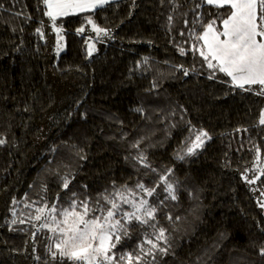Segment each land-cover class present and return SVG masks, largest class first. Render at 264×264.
Returning <instances> with one entry per match:
<instances>
[{
	"label": "trees",
	"instance_id": "trees-1",
	"mask_svg": "<svg viewBox=\"0 0 264 264\" xmlns=\"http://www.w3.org/2000/svg\"><path fill=\"white\" fill-rule=\"evenodd\" d=\"M199 2L117 0L60 18L66 50L48 66L52 22L42 0H0V264H72L51 260L60 234L41 227L51 205L63 220L73 200L77 211L84 200L94 208L105 189L127 185L136 195H126L139 200L137 183L161 184L159 199L145 197L160 205L159 224L171 236L160 264H264L257 202L264 203V95L235 87L219 71L209 79L213 70L193 51L203 47L193 29L205 30L195 21L215 19L222 31L228 8L205 0L197 9ZM21 9L29 19L13 15ZM89 17L108 34L93 31ZM41 26L43 37L35 31ZM201 130L211 139L178 159ZM141 153L150 168L137 159ZM161 176L176 187L177 201L165 199ZM38 208H45L40 221ZM145 231L152 229L134 223L132 238L117 249L131 251Z\"/></svg>",
	"mask_w": 264,
	"mask_h": 264
},
{
	"label": "snow or ice",
	"instance_id": "snow-or-ice-1",
	"mask_svg": "<svg viewBox=\"0 0 264 264\" xmlns=\"http://www.w3.org/2000/svg\"><path fill=\"white\" fill-rule=\"evenodd\" d=\"M14 2H19V0H14ZM42 2L47 9L44 15L50 18L56 33L55 50L59 54L63 47L64 36L62 28L56 26L57 18L101 8L109 5L112 0H42ZM204 3L205 0H200L196 4V8H200ZM206 4L218 9L228 8L226 18L222 20V31L215 27V19L207 25H204L199 17L195 21L199 22L205 30L202 35H195L193 29L195 39L203 41V47L195 48L194 46L193 51H198L207 68L213 70L209 79L215 78V72L219 71L230 77L231 83L235 87L245 91L251 90L250 87L246 88V85H260L261 89L257 94L264 95V0H206ZM2 7L3 5L0 4V8ZM13 15L26 20L30 18L23 9L14 12ZM171 20L172 17L169 16V21ZM87 22L97 34H108V30L98 27L91 17L87 19ZM185 23L187 24V21ZM42 24L43 22H41ZM35 31L41 37L44 36L42 26ZM83 32V27L77 29L78 34ZM94 50V44L89 43L88 55L91 56ZM180 53L181 55L186 54L183 48H180ZM145 62H147V58H145ZM179 67L183 70L184 75L189 74L188 69H184L182 65ZM137 111L142 110L137 109ZM259 124L264 126V111L260 114ZM205 138L211 139L208 132L201 130L196 133L195 139L191 141L183 155H178V159L183 160L185 155H195L196 150L204 146ZM5 142L0 139V145ZM138 146L139 142L133 145V147ZM85 158L82 157V159ZM137 159L144 167H151L143 153ZM260 172L264 175V168L260 169ZM245 179L247 180V177ZM160 181L164 186L163 190L167 193L165 199L177 201L179 196L174 184L169 182L167 176H161ZM247 182L252 184L255 181L247 180ZM70 183L69 177L65 176L62 188L69 189ZM160 186V183L154 187L137 183L136 188L143 193L139 200L130 199L129 195H126V192L133 197L136 195L135 192L127 188V185L123 186L124 190L118 188L111 193L105 189L99 194L96 207L90 208L88 200L82 201L79 205L83 209L82 212L76 210L77 203L73 200L69 208L63 210L61 213L63 220L59 221L55 215H52L57 213L58 209L55 204L51 205L49 217H45L41 224L42 228H49L50 231L60 234V238L55 243L56 251H53L51 246L48 249L51 260L63 261L67 258L72 261V264H160V259L171 252V236L168 234V229L159 224L157 213L160 205L150 203L149 199L145 198L156 197L159 199L157 188ZM261 195L264 196V192ZM72 196L75 197L76 193L73 192ZM99 200H103L107 207L101 205ZM160 204H163V201H160ZM122 205H130L131 211L123 209ZM261 207H264V203H261ZM45 208H48V205H45ZM45 208L37 209L40 215H36L35 220H41ZM97 212L100 214L96 215ZM166 219L170 222L173 221L171 215H167ZM175 219L179 220L180 217L177 216ZM16 222L15 219L11 221L12 224ZM134 223L143 228H150L152 231L143 232V239L139 240L131 251H119L117 246H123L124 241L132 238ZM51 224H55L56 227H51ZM221 238H224L223 234H221ZM261 254L264 255V248L261 249Z\"/></svg>",
	"mask_w": 264,
	"mask_h": 264
},
{
	"label": "rangeland",
	"instance_id": "rangeland-1",
	"mask_svg": "<svg viewBox=\"0 0 264 264\" xmlns=\"http://www.w3.org/2000/svg\"><path fill=\"white\" fill-rule=\"evenodd\" d=\"M113 1H117V0H112ZM97 9V8H96ZM96 9H90V10H87L85 12H89V11H94ZM47 10V9H46ZM80 13H83V12H77V13H74V14H71V15H68V16H65V17H69V16H74V15H77V14H80ZM47 17V16H46ZM48 19H50L49 17H47ZM60 18H64V17H58V19ZM57 26V25H56ZM51 32V33H50ZM50 32H49V36L47 37L46 41L48 42V46H49V55H48V60H47V65L50 66V64L55 60V59H58L59 56L66 50V44H65V40L63 39L62 41V50L59 52V54L56 53V33L54 32L53 30V27H52V24L50 26ZM62 34H63V31H62ZM64 36V35H63ZM223 39V37H221ZM248 86V85H246ZM245 86V87H246ZM248 87H257V89L260 91L261 89V86L260 85H251V86H248ZM264 111V109H263ZM262 166V168H264V162L260 163ZM261 168V169H262ZM257 202L258 204L261 206V203L262 201L258 198L257 199ZM263 211H264V207H262Z\"/></svg>",
	"mask_w": 264,
	"mask_h": 264
}]
</instances>
